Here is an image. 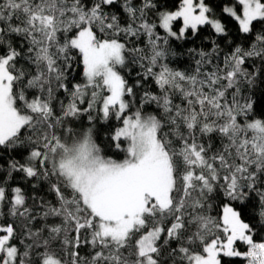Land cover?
Returning a JSON list of instances; mask_svg holds the SVG:
<instances>
[{
  "label": "snow or ice",
  "instance_id": "6c2138e0",
  "mask_svg": "<svg viewBox=\"0 0 264 264\" xmlns=\"http://www.w3.org/2000/svg\"><path fill=\"white\" fill-rule=\"evenodd\" d=\"M117 3L0 0V148L24 145L9 175L49 181L55 197L32 185L29 205L22 187L0 186L15 218L0 223V264H167L165 253L173 264H264V0H179L175 10L123 0V23L109 11ZM205 26L232 36L228 52L212 39L210 51L188 50L190 73L170 68L172 42ZM141 36L145 48L129 46ZM128 63L143 69L132 84L120 71ZM77 64L83 81L73 83ZM149 80L158 93L143 88ZM83 113L89 126L77 130ZM113 119L103 147L92 122ZM112 148L123 159L105 155Z\"/></svg>",
  "mask_w": 264,
  "mask_h": 264
},
{
  "label": "trees",
  "instance_id": "16d2710c",
  "mask_svg": "<svg viewBox=\"0 0 264 264\" xmlns=\"http://www.w3.org/2000/svg\"><path fill=\"white\" fill-rule=\"evenodd\" d=\"M158 5L161 6V10H174L176 7L179 5V0H157ZM219 0H209V3L211 5H215L218 3ZM123 3V0H118L117 5L113 6L112 8L109 9V11L116 13L122 18V23L124 19H126V14L123 13L121 5ZM117 9H120V11H117ZM227 27L230 32L235 35V25L231 21H227ZM161 34L162 30H161ZM216 39L221 46V49L223 50L224 53L228 52L227 45L229 41L232 39V36H229L227 40H223L220 37L215 36V34L212 32V29L210 26H205L201 28V31L199 33L198 37H191L190 34V39L188 41H173L172 42V49L174 54L169 55L166 60L164 61L165 63L168 64L170 68L173 70H178V71H185V72H191L195 66L194 64V59L193 56L189 54V49L191 48H196V49H204L205 51H210L211 50V40ZM237 43H240L243 45L245 43L242 40L237 41ZM135 45L137 47H142L145 48L147 46V37L146 36H141L139 39L132 38L129 42V46ZM223 59V56H220V60ZM80 68L81 66L79 64L74 66V70L72 72V82H82L83 81V76L80 73ZM158 70V69H157ZM121 73L125 75V77L129 80V83L132 84L138 79V73L143 72V69L140 68L138 63H128L126 67H123L120 69ZM55 88V84L53 85ZM144 89H149L153 93H158L159 89L154 85V82L152 80H149L143 85ZM30 92L33 90H29ZM142 94V91H141ZM246 95L249 93H245ZM60 97L63 99L64 96L66 95L63 92H60ZM31 98V97H29ZM139 99V96L137 97ZM255 99V97H253ZM175 103H180L179 95L177 94L175 100ZM137 106H139L137 104ZM148 111H157L156 105L152 104L147 107ZM93 117H97L98 113L96 111H93L91 113ZM159 115L163 116L162 112H159ZM89 121H88V113H83L81 117L76 118L73 121V124L75 128L78 130L80 125L83 124L84 126H89ZM93 124L96 125V128L98 130L99 135L96 137L97 142L101 144V146L106 147L107 144L109 143L108 140V135L112 128H114L117 124V122L113 119L112 121H101V120H94L92 122ZM168 128L167 126L165 127L164 131H167ZM27 135V132H25V136ZM27 151L28 149L24 145H18L16 148H9V149H3L0 148V186L5 187L10 191L11 187H16L20 186L22 187V190L25 192V194L29 197L28 203L29 205L32 204L31 197L34 195L32 191V185H36L37 189L40 191V196L44 197L47 200L55 201L54 194H51L49 192V181L43 180V179H33L31 181L26 180L22 177L21 173H16L12 172L11 175H9L10 172V163L13 160H24L27 158ZM105 155L111 156L114 159H123L124 153L117 151L115 148H112L110 150H107L105 152ZM254 201L256 200L255 194H253ZM220 199H223V197H220L218 199H212L209 201V203L212 205L210 209H208V214L212 215L213 217H216L218 213L220 212V208L218 207L220 203ZM226 202V201H225ZM238 203V202H235ZM36 215L37 219L33 221V225L35 227H41L43 225V221L39 218V209L37 208L36 210ZM249 214H253L254 210L249 208L248 210ZM15 218H13L8 211V208L2 203V208L0 212V223H8L12 222ZM51 219L49 222H51ZM19 221H17V224ZM259 231V235L256 237V239L259 241L261 239H264V230H257ZM20 239L25 240V243H29L30 241H27L25 239V236L23 232L20 233ZM14 243H17L19 247L23 248L24 245H20L19 241H13ZM58 247V245H57ZM178 247V244L173 242L171 244V247H169V251H171V248H176ZM241 250H245V246L241 245ZM80 256L82 260H90L91 254L94 253V250L92 249L91 245H84L82 244L80 249H79ZM164 259L167 261V264H173V260L170 259L167 256V253H165ZM176 262L178 264L179 257L177 256ZM186 264V262H185ZM232 264H246L242 259L240 258H235L232 261Z\"/></svg>",
  "mask_w": 264,
  "mask_h": 264
},
{
  "label": "rangeland",
  "instance_id": "374dc122",
  "mask_svg": "<svg viewBox=\"0 0 264 264\" xmlns=\"http://www.w3.org/2000/svg\"><path fill=\"white\" fill-rule=\"evenodd\" d=\"M175 10V9H174ZM1 208H2V203H0V212H1Z\"/></svg>",
  "mask_w": 264,
  "mask_h": 264
}]
</instances>
